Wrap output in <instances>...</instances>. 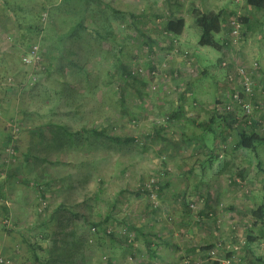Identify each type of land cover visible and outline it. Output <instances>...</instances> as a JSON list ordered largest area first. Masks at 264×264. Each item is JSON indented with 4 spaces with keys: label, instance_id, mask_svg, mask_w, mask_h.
<instances>
[{
    "label": "rangeland",
    "instance_id": "obj_1",
    "mask_svg": "<svg viewBox=\"0 0 264 264\" xmlns=\"http://www.w3.org/2000/svg\"><path fill=\"white\" fill-rule=\"evenodd\" d=\"M8 2L20 22L0 0V264L264 260L260 221L245 254L264 144L237 147L239 127L212 121L219 53L196 36L198 13L246 16L244 0ZM171 16L191 25L188 46L167 37ZM33 42L36 65L22 61ZM242 43L263 89L264 30Z\"/></svg>",
    "mask_w": 264,
    "mask_h": 264
},
{
    "label": "trees",
    "instance_id": "obj_2",
    "mask_svg": "<svg viewBox=\"0 0 264 264\" xmlns=\"http://www.w3.org/2000/svg\"><path fill=\"white\" fill-rule=\"evenodd\" d=\"M1 2L5 5V7L9 10V12L13 15L15 20L19 23L20 19L18 18L17 13H15V9L13 6L10 5L8 0H1ZM245 6L250 7L251 10H253L254 13H260L262 22L264 23V0H244ZM34 8V6L32 7ZM35 9V8H34ZM45 9V3L41 2L40 6L36 10L37 15L44 12ZM236 15L235 11L232 10H225V9H219V10H210V11H201L198 13L196 17V25L199 29L198 34V40L197 43L199 46H209L216 51H218L219 56L217 58L216 62V72L214 75V86L216 87V95L213 104L218 102V97L225 87L232 86L236 84V80H238L239 75L237 73V70H235V66L237 64V61L235 57L238 55L237 53H232V49L230 48V45H225V39L227 36V26L226 21L229 17H232ZM239 22L241 26V35L244 38L247 36L243 32L242 28L246 27V24L250 21V19L246 16H239ZM260 24L259 22L257 23ZM31 26V25H30ZM184 27V20L182 17L179 16H171L166 21L165 26V32L168 38L170 40L176 38L178 36L182 29ZM247 28V27H246ZM246 35V36H245ZM245 36V37H244ZM242 40V42H243ZM242 46V43H241ZM242 48V47H241ZM225 63L224 65L222 63ZM258 63V68L255 69V75L256 73L260 72L261 65L259 64V61H256ZM251 68V67H249ZM128 76H131V71L126 72ZM260 75V73H259ZM236 78V79H235ZM212 104V105H213ZM212 114L215 116H212V121L215 120L216 117L222 118L224 120L229 121L228 124L230 126V129H235V127H239L237 129V147H242L245 149H249L251 151H255L257 149V145L264 144V132L260 133L256 130V125H260L256 120L253 118H250V123H245L246 119L244 118V122H239L237 126H235V121L233 122L229 120L226 116L218 115L214 109H212ZM174 116V115H172ZM101 134H106L108 137L112 138L116 141H130L132 140L131 137L125 136V137H118L113 136L111 134L105 133L104 129L98 130ZM156 135L160 136L159 131H156ZM16 149V147H14ZM251 215L254 216L253 224L251 225V228L248 229L247 234V240L245 245V254L248 255L250 252L248 248V244L254 240V237H252L251 229L254 228V226H257L258 221L261 223H264V207L263 205L259 206L257 209H254L251 211ZM260 226V225H259ZM213 244H209L207 247H203V250H209L213 248ZM226 256L228 258L231 257V253L227 252ZM208 264H222L218 260H211ZM248 264H264V260L260 257H252L250 262Z\"/></svg>",
    "mask_w": 264,
    "mask_h": 264
},
{
    "label": "built area",
    "instance_id": "obj_3",
    "mask_svg": "<svg viewBox=\"0 0 264 264\" xmlns=\"http://www.w3.org/2000/svg\"><path fill=\"white\" fill-rule=\"evenodd\" d=\"M235 1L239 2L240 0ZM239 16L240 12H237L236 15L227 19V36L225 39V45H230L232 53L238 54L235 57L237 61L235 70H237L239 78L236 80V84L221 90L218 102L212 105V109L218 115L227 116L232 122L236 120L235 126L241 121L244 122V118L246 119V124L250 123V118L261 122L254 116V113H256L255 110L258 108H262L264 111V88L259 87L260 84L256 80L259 72L255 75L258 63L256 61L248 62V60L243 59L241 54L243 36L240 33ZM41 59V50L36 42L31 43L22 55V61L26 64L36 65ZM222 64L224 65L225 63L223 62Z\"/></svg>",
    "mask_w": 264,
    "mask_h": 264
},
{
    "label": "crops",
    "instance_id": "obj_4",
    "mask_svg": "<svg viewBox=\"0 0 264 264\" xmlns=\"http://www.w3.org/2000/svg\"><path fill=\"white\" fill-rule=\"evenodd\" d=\"M246 8H248V7H246ZM181 17L184 20V27H183L181 33L178 36H176V38H179L183 44L188 46L187 41L185 40V36L189 34V32H190L189 30L191 28V25L185 20V18L183 16H181ZM246 17H248L250 19V21L248 22V24H246L247 28L244 25L242 30H243V32H246L247 36H250V35L256 33V31H263L264 30V23L262 22L260 13H254L253 10H251V8L249 7ZM258 22L260 23L259 25L257 24ZM198 34L199 33L197 32V35H196L197 37H198ZM200 47L201 46H199V48ZM241 47L244 48L243 43H242Z\"/></svg>",
    "mask_w": 264,
    "mask_h": 264
}]
</instances>
